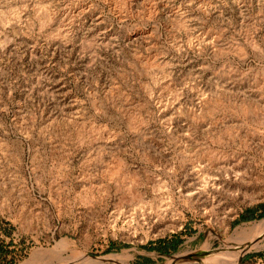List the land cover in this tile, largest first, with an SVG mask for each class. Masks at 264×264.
<instances>
[{
    "label": "rangeland",
    "instance_id": "1",
    "mask_svg": "<svg viewBox=\"0 0 264 264\" xmlns=\"http://www.w3.org/2000/svg\"><path fill=\"white\" fill-rule=\"evenodd\" d=\"M263 206L264 0H0V264H203Z\"/></svg>",
    "mask_w": 264,
    "mask_h": 264
},
{
    "label": "bare ground",
    "instance_id": "2",
    "mask_svg": "<svg viewBox=\"0 0 264 264\" xmlns=\"http://www.w3.org/2000/svg\"><path fill=\"white\" fill-rule=\"evenodd\" d=\"M114 1L120 2V3L122 2L123 5H128V2L130 0L129 1L128 0H114ZM48 12H46L47 17L49 19H51V18L53 19L54 16L52 17V15ZM147 66L148 67L154 66V64L147 62ZM207 112H205V114H209ZM138 117H136L135 119H133V121H131L132 128H134V129H137V128L139 129L140 126H142V124L145 123V120L142 119L143 117H141V118H138ZM203 117H204V115H198L196 117L193 116V118H195V121H202ZM202 180L204 182L206 180V178H203ZM217 185H218L217 181H214V183H212V181H210V182L205 181L203 187L201 189H199V191H196L194 193V195L202 194L203 192H208L210 190V188H212V187H214V189H216L218 187ZM164 207H166V205H164V202H163V204L157 205L156 207L150 206L149 207L150 209L148 207L147 208L151 212V214L154 213L159 219L164 221L168 216V212H166V210L168 211V209H164ZM228 238H229V241L231 240V241H234L235 243H237L236 244L237 248L234 250V252L210 254V255H208L207 253L204 255V253H202L201 257H198L195 255V256H191L190 259L197 260L203 264H209V263H213V264H237L239 258L244 253H246L248 251L259 250L261 248H264V219L261 220L260 222H253L252 224H245V225L238 226ZM65 245H66L65 241H61L60 243H58L57 248L61 247V248L65 249V247H64ZM228 245H229V243H228ZM181 256H183V255H181ZM181 256H179V257H181ZM102 260L103 259H94V258L88 256L87 254H80V259H79L78 264H101ZM174 264H175V262H174Z\"/></svg>",
    "mask_w": 264,
    "mask_h": 264
},
{
    "label": "trees",
    "instance_id": "3",
    "mask_svg": "<svg viewBox=\"0 0 264 264\" xmlns=\"http://www.w3.org/2000/svg\"><path fill=\"white\" fill-rule=\"evenodd\" d=\"M262 211H263V214H264V206L262 207ZM254 215H255V213L252 212V213H251L249 216H247V217L243 216L242 219H244V220H251V219L254 218Z\"/></svg>",
    "mask_w": 264,
    "mask_h": 264
}]
</instances>
